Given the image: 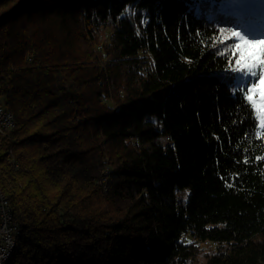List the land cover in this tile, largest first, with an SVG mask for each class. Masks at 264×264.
<instances>
[{"label":"trees","instance_id":"16d2710c","mask_svg":"<svg viewBox=\"0 0 264 264\" xmlns=\"http://www.w3.org/2000/svg\"><path fill=\"white\" fill-rule=\"evenodd\" d=\"M250 10L0 0L8 264H264V127L228 63Z\"/></svg>","mask_w":264,"mask_h":264},{"label":"snow or ice","instance_id":"6c2138e0","mask_svg":"<svg viewBox=\"0 0 264 264\" xmlns=\"http://www.w3.org/2000/svg\"><path fill=\"white\" fill-rule=\"evenodd\" d=\"M252 0H232L237 9H249ZM246 27L253 29L255 22L250 20ZM235 37L237 42L232 45L234 51L228 61L233 74H240L241 78L248 81L246 100L251 103L260 116V124L264 126V36L259 38L243 30L232 29L230 38ZM234 60V65L231 66ZM257 97L259 103H257Z\"/></svg>","mask_w":264,"mask_h":264},{"label":"bare ground","instance_id":"6f19581e","mask_svg":"<svg viewBox=\"0 0 264 264\" xmlns=\"http://www.w3.org/2000/svg\"><path fill=\"white\" fill-rule=\"evenodd\" d=\"M0 107H1L0 108V120H8L6 124L5 122H0V131L11 130L15 125V117L13 113L8 111L7 108L2 103H0ZM0 201L3 202V205L7 211V214H12V216L15 218L12 204L9 201V199L6 197V195L1 191V189H0ZM14 227L15 228L13 230L11 248L6 249L3 259L0 260V264H8L15 249L18 246L17 235L20 232V225L16 220H14Z\"/></svg>","mask_w":264,"mask_h":264},{"label":"built area","instance_id":"2783aa9c","mask_svg":"<svg viewBox=\"0 0 264 264\" xmlns=\"http://www.w3.org/2000/svg\"><path fill=\"white\" fill-rule=\"evenodd\" d=\"M1 108V107H0ZM8 120H0V122L7 123ZM15 218L12 214H7V211L0 201V260L3 259L6 249L11 248V241L13 237Z\"/></svg>","mask_w":264,"mask_h":264},{"label":"rangeland","instance_id":"374dc122","mask_svg":"<svg viewBox=\"0 0 264 264\" xmlns=\"http://www.w3.org/2000/svg\"><path fill=\"white\" fill-rule=\"evenodd\" d=\"M130 13H132V10H130ZM257 103H259V98L258 97H257ZM262 127H264V126H262Z\"/></svg>","mask_w":264,"mask_h":264}]
</instances>
